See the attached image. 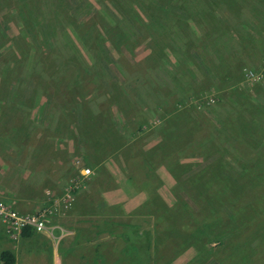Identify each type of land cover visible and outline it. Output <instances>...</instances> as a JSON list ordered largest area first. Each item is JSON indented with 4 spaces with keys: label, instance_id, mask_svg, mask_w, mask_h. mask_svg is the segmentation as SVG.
I'll list each match as a JSON object with an SVG mask.
<instances>
[{
    "label": "rangeland",
    "instance_id": "rangeland-1",
    "mask_svg": "<svg viewBox=\"0 0 264 264\" xmlns=\"http://www.w3.org/2000/svg\"><path fill=\"white\" fill-rule=\"evenodd\" d=\"M166 1L167 0H61L60 2L63 3L64 8L62 10V6H58V8L62 10V13L58 10V14L59 16L62 14L63 16L64 12V16L58 21L57 19L55 20L50 13L44 15V12L48 11V6L44 0H41V5H39L36 0H0V8L5 7L7 13L5 18L0 14V132L10 135L6 141L12 143L10 139L14 140V134L18 132L29 136L30 133L28 132L31 131L32 133L33 128L34 132L36 131L33 121L40 118L46 119V116L53 115V117L67 119L70 123L68 124L65 121L60 123V121L57 120L55 124H47L51 131V142L59 146L65 143L71 144L76 142L78 146V142L76 141V139H78L82 145L81 148L80 146L79 148L83 149L85 152L84 157L87 158L88 161H91L92 157L96 158L98 154L97 150L102 149L101 147L104 144V142L99 139L102 138V133L90 132L87 141V137L82 135L81 128L85 125V120L89 118V110L91 109L93 112L94 110H98L97 104L99 102L95 104V106L94 103L103 99L99 98L98 95L104 94L96 90L98 83L91 78L84 79L79 89L71 84L64 85L65 87L59 86L62 81L61 77H63L59 74V70L62 67V58L66 56L67 53L70 55L73 51L80 62L84 63L87 69H91L92 65L88 63L87 60L89 57L87 51H89V55L92 59L94 58V60L101 61V64H104L102 71L105 72V74L107 69L109 70L108 76L110 75V77H113V75H118L119 78L120 76L124 77V70L130 74L139 73L136 71L137 66V68L143 69L142 73L148 81L159 69H174L176 66L174 64L171 66L167 65V61H170V55L172 52L176 51L178 43L174 41L173 37L170 38L169 32L164 30L165 28L160 27L161 30L155 26L153 17L155 14L162 12V7L159 6V4H164ZM176 1L179 3L178 5L180 8L184 7L185 9V7H190L195 9L196 12H194L192 16H189L190 14L185 12L183 18L189 21L193 29L203 33L210 41V44L206 48L202 50L198 48L197 50L199 51L197 52L199 60H202L203 64L198 61V59L194 58L193 55L191 56L189 48L184 47L182 52L184 51L185 57L183 59L181 58L179 69L180 71L183 70V72L186 71V67L187 69L190 67L193 70H195V68L199 69L202 79L208 80V82H206L208 85L203 87V89H211L201 94L200 98H187V96L191 94V92H189L190 90L186 87L184 88L188 90H182V87H176L174 80L171 78L175 71H169L170 75L165 77L162 85H158V87L161 88L152 95L148 93L149 91H138L139 93H137L129 87H119L118 92L123 93L124 90H127L131 93L130 96L128 95L127 97L129 98V103H132V105H134V103L133 99L130 97H135L137 94H144L143 96L146 97L145 99L148 102L151 101L154 103L153 106L156 104L163 105L165 102L166 105L164 106V110L152 111V114L149 116L153 117L149 122V129L147 128L145 133L141 136L136 137L132 135L133 140L123 138L127 140V142L122 144L123 141H117L119 146L112 150H110L111 147L108 149L105 148L106 153L103 158L105 156L106 158L102 162L111 165L112 169H114L116 165L117 169H122L124 176L129 179L133 177L138 179L149 177L151 179L155 176H160L162 178V175L159 173L157 175L156 169H154L157 165H154L152 158L160 149L166 150L168 146L174 144L172 141L168 140V132H173V130L176 129L175 132L181 134L183 146L182 150H180L181 147H179L177 155H173L172 159L167 162L169 167H167L168 172H166V175L168 178H173L172 180L175 181L173 182L174 184L172 183V188H167L166 194L168 195L167 205L170 206H167V209H172L173 212L177 213V227L173 228L171 226L172 228L170 230L166 229L165 235L162 236L165 240V248H163L164 251L162 253V258L165 259L163 264H205V262L212 264L214 259H221L219 261L226 260L228 263L236 242L239 243L242 240H245L246 244L250 243L251 245L253 240L254 242L260 241L259 245L255 246L256 257L260 254L259 247L262 245V241H264V229L261 227H264V151L262 152V149L259 148V153L255 154L254 150L247 145L248 143H242V148L235 149L234 145L231 144H233V140L236 141V138L233 140L229 138V131L221 124L224 123L225 118L223 121L220 120L223 119L224 115H233L236 119H238V117L227 111L216 114L214 108L219 103V99L220 101L222 100L219 93L221 91L217 90L218 85L224 83H221V79L223 78L226 84H228V73L226 69L229 59L219 60V54L223 57L226 54L237 56V58H234L232 61V66H235L236 70L231 71L232 74H234V79L230 81L236 86L232 84L233 87L231 88L237 91L243 79L246 78L245 71L247 73L248 70H254L260 75V79L255 80L251 77L249 81L255 83V87H259L260 85L263 88L261 89V94H264V34L262 33L260 36H257L256 39H253L254 33L242 26L241 30H238L240 35L242 33V36L234 35L231 37V39L235 37L233 42L237 47V50H233L230 47L233 44L228 42L227 38L228 35H231V32L228 33V35L222 34V41L218 39L222 44L218 43L214 36L216 32H220L222 26L226 27L223 25L221 19L227 15V12L217 10L218 7L225 5L223 0ZM176 1L171 0V2L174 3H176ZM227 1L230 2L231 0ZM56 2H59V0H56ZM231 2L238 10L240 7L239 3L233 0ZM84 4H86V6L83 7L81 11L76 10ZM197 5H201L202 7L203 11L200 13H198L194 7ZM214 11H218V14L222 15V18L217 16L214 18ZM2 18H4V20ZM131 22H133L131 28L126 26L127 23L130 24ZM196 23L199 25V28ZM134 24H137L138 27L135 28ZM233 24H235V22L231 17L229 18V26ZM166 29L169 28L166 27ZM260 29L256 28L252 30L259 32ZM1 30L5 32L1 33ZM81 40L86 42L87 49L84 48V44H82ZM224 42H227V45H225V47L227 46L225 49H228L227 51L224 50ZM260 42L262 43L261 46L259 44ZM69 48L71 50H69ZM152 51H155L157 54L155 53L151 56L150 53ZM91 54H93V56ZM146 57H149V61L144 64L143 62ZM156 58L158 61H156ZM165 59L167 61L163 62V67H154L157 65V62ZM216 59H218L217 62ZM35 61H37L35 63L37 71H39L38 68L40 66L45 70L43 77L40 76V74L34 77L28 74V69L34 66L33 62ZM213 63H216L212 70V73H215V77L213 75L210 77L205 71V68L210 64L213 65ZM119 64L125 69L121 66V68L124 69L122 70ZM232 66L231 68L233 69ZM76 67L77 65L72 67L70 71L68 70L69 73L74 74V69H76ZM46 74L49 77L52 76V79L48 78ZM77 75H84V71H82V74L77 73ZM199 77L200 75L196 76L195 74V79ZM187 78L192 83L193 77L191 79L187 74ZM209 80L211 82H209ZM198 81L197 79V82ZM107 82H109V78H107ZM179 83L181 86L185 84L184 81H180ZM23 85L30 89L38 88L40 90H38L34 96L32 95L33 98L30 97V100L24 104V97L19 100L16 95L18 92L16 89L17 86L22 87ZM43 86H47L46 88L48 89L46 92L43 91ZM12 87L15 89L12 90ZM57 87L60 88L57 90ZM112 88H114V86ZM200 90L201 89L198 91ZM104 91L108 94L111 93V86H105ZM86 103H89L90 107L85 106ZM256 103L262 110L258 108L257 115L259 120H255V122L262 125V120H264V97L261 98L258 96ZM115 104V100H111L108 113L111 116L116 115L119 117L120 114L117 112L118 106ZM53 112L54 114H52ZM176 113L178 118H180L173 123L176 124V128H173L171 125L172 128L169 127L165 129V120H163V117L167 115V118L172 117L174 119L173 115ZM190 121L193 122V124H189ZM215 123H217L221 129L226 130L218 134L217 143L219 146L215 142L217 145L214 144L213 150L215 151L221 146L220 151H223L224 155L237 157L238 160L235 161L236 164L231 163L229 160L227 161L226 158L217 154L208 160L212 155L204 153L209 151H205L204 147L198 142V135L200 131H204L203 127L206 124L213 126ZM79 125L83 126L80 127ZM120 125L124 132L122 135L129 137L132 134L131 130L128 129L127 132L126 125H122V123H120ZM111 131L113 135L117 136V134H115V127ZM248 132L252 134L253 139L258 144L256 148L262 147L264 137L261 141L250 130ZM237 137L242 138V134L237 135ZM22 142H26V139ZM167 142H170V144H167ZM15 143L17 145L21 144L16 141ZM153 149L155 151H153ZM181 158L182 160H180ZM84 160V158H78L76 162L80 161L79 165L87 166L84 164ZM222 160L226 162L222 163ZM213 161H215L217 165L214 163V167L209 166ZM12 162H14V160H12ZM131 162L135 164L138 162L142 163L136 169L137 171H127L125 165ZM218 163H222L221 166H218ZM218 167L219 169L222 168L224 172L225 170H230L228 171L229 176H234L230 178L222 173L221 176L223 179H217L219 180L218 184L221 186L216 185L212 187L213 190L209 194L211 202L215 200L217 191H222V195H225L224 199L229 198L230 200L229 203L221 208L220 214H218V212L212 216V218L221 217L226 220L225 226H213V230L210 233L212 235L211 238L217 235H223V242L212 239L204 242V244H198L196 250L193 245L189 246L185 241L184 237L186 235L182 232V227L178 220L180 218L179 213L182 211V215L184 214V210L188 207L187 202L190 198V202L201 200L200 197L198 198L194 194L195 192L193 189L195 186L192 184V180L203 174L204 169H217ZM229 167H231L233 171L228 169ZM151 169H153L154 172ZM103 173L110 174V172L106 170L102 172V174ZM230 186L231 188L228 189ZM185 190L188 192L189 196L185 195ZM52 194H54V192H52ZM0 200L5 201L3 198H0ZM5 202L8 201L6 200ZM8 203L13 204L15 208L18 209L15 202ZM150 205L151 210H153L155 204L151 203ZM231 205H233L232 212L230 210ZM203 206H205V204ZM203 206L196 211L195 219L192 224H190L191 220L188 221L187 227H184L183 230H186V232L187 230L191 231L195 229V227H198V225L200 226L202 223H207V220L211 222V214L207 213ZM218 208L219 206L217 209ZM173 222L172 220L171 223ZM234 222L237 227L236 229L233 228ZM67 234H69V232ZM181 238L183 239V244L179 245ZM246 244L241 242L240 245L246 246ZM77 248L78 247L73 246L74 250H77ZM247 248H249V246ZM245 252L246 248L236 251V254L233 256H236L234 259L236 264H240V262H244V264L251 263L250 256L249 258H243L246 256ZM158 253V248L151 251V264H155V262L152 263V260L159 255ZM68 254H71L70 251H65L63 253L64 256ZM96 259L97 261H93L94 264H109L105 259V254L99 249H97Z\"/></svg>",
    "mask_w": 264,
    "mask_h": 264
},
{
    "label": "crops",
    "instance_id": "crops-1",
    "mask_svg": "<svg viewBox=\"0 0 264 264\" xmlns=\"http://www.w3.org/2000/svg\"><path fill=\"white\" fill-rule=\"evenodd\" d=\"M195 70L197 72V68ZM200 73L198 69L196 76L201 77ZM245 77L246 81L243 79L237 93L230 92L233 89L231 87L236 86L234 83H229L219 92L222 100L219 99L214 112L219 114L227 111L236 115L238 119L233 115H224L220 120L223 121L225 118L221 124L229 131V138L232 140L236 138L231 145L238 149L242 148V143H248L255 154H258L259 148L264 151V143L262 147L256 148L258 144L248 131L263 140L264 120L262 125L255 122L259 120L258 108L262 110L256 101L258 96L264 97V94H261L263 88L260 85L255 87V83L250 82L246 76V71ZM165 105L166 102L161 105V110L165 109ZM167 117L165 115L163 118L165 122L169 119ZM122 118L120 117L118 121L126 125ZM57 120L60 123L63 121L70 123L67 119L53 115L46 116V119H37L33 121L36 131L34 132L33 128L32 133L28 132L29 136L19 132L14 134L13 139L20 142V145L12 139H10L12 143H8L6 140L10 135L0 132V198L15 202L16 207L22 212H33L49 201V193L61 195L70 179L79 174L76 164L78 158H84V164L90 166L94 174L78 193L68 212L61 215L62 217L56 216L53 220L56 225L69 232L67 235L60 229H55L54 236H50L30 228L24 230L20 238L15 240L7 234L0 220V264H7L6 258L11 260L9 264H94L93 261H97V249L105 254L109 264H151V250L154 251L156 248L159 255L153 258L152 263L163 264L165 240L162 236L165 235V227L160 221L165 217H155L151 211L157 212L162 208L163 210L158 213H165L164 210L169 206L166 192L167 188H172L175 180L166 175L169 167L167 162L173 155H177L179 147L182 150L181 134L175 132V129L174 137L168 136V140L174 143L168 152L170 159H167L166 151L162 149L153 155L152 162L157 165L154 169L162 178L158 176V179L154 177L129 179L116 165L112 169L111 165L102 162L106 156L101 157L98 151L97 157H92L91 161H88L84 157L85 152L80 149L82 145L78 139H76L78 146L76 142L60 146L52 143L48 125L55 124ZM84 124L86 126V120ZM189 124L193 122L190 121ZM215 126L220 128L217 123ZM172 127L176 128V124H172ZM211 127L210 124H206L203 127L204 131H200L198 135V142L205 151L207 148L203 140ZM168 133L173 135L172 132ZM239 134H242V138L237 137ZM24 139L26 142H22ZM126 139L133 140V137L129 136ZM141 163L131 162L125 165L126 170L136 171ZM105 170L110 174H102ZM151 203L155 204L153 210L150 207ZM182 241L181 238L179 245ZM73 246L78 247L77 250H74ZM65 251H70L71 254L64 256Z\"/></svg>",
    "mask_w": 264,
    "mask_h": 264
},
{
    "label": "trees",
    "instance_id": "trees-1",
    "mask_svg": "<svg viewBox=\"0 0 264 264\" xmlns=\"http://www.w3.org/2000/svg\"><path fill=\"white\" fill-rule=\"evenodd\" d=\"M60 1L61 0H59V2H56V0H44L46 5L48 6V11L44 12V15L45 14L48 15L50 13V15H52L55 18V20L57 19L59 21V19L64 16V12H63V16H62V14H61V16H59V14H58V10H60V12L62 13V10L64 8L63 3ZM231 1L229 2L227 0H223L225 5L220 6L217 9L218 11L223 10V11L227 12V15L225 17H223V19H221L223 25H225L226 27L222 26L220 29V32H216L214 36L217 39L218 43H220L219 40L222 41V39H221L222 34L228 35V33L231 32V35L230 36L228 35V37H227L228 42L233 44L230 46L231 49L237 50L236 44H234V42H233L235 37L233 39H231V37L234 35L242 36V33L240 35V32H238V30H241L242 26L244 28H247L250 32L254 33L253 39H256L257 36H260V34H262V33L264 34V30H263L264 29V0H233V1H237L240 5L238 10L233 6ZM36 2L39 3V5H41V0H36ZM86 4L82 5L79 9H76V10L81 11L82 8L86 6ZM178 4L179 3L177 1H176V3H174V2H171V0H167L164 4H159V6L162 7V12L157 13L153 16L155 26H157L158 29L165 28L164 30L169 32L170 38L173 37L174 41L178 43V47H176V51L171 53L170 61H167L166 59L161 60L160 62H157V65L154 66V67L159 66V68H161V67H163V62L167 61V65L171 66L174 64L176 67H174V69L170 68L169 70H166L164 68L166 71L164 69H161L162 71L159 69L153 77L149 78L150 82L145 79V77L142 73L143 69L137 68V66H136V71L139 73L130 74L129 72L124 70L125 68L121 64H119L120 68H121V66L124 68V69L121 68L122 70L125 71L124 77L120 76V78H119L118 75H116V76L113 75V77H110V75L108 76L109 70L107 69V72L105 74V72L102 71V67L104 66V64H101V61L94 60V58L92 59L89 55L90 54L89 51H87V50L86 51L88 52V56H89L87 58V60H88V63H90L92 65L91 69H87L86 65H84V63L80 62V60L75 56L73 51L71 52L70 55H68V53H67L66 56H64L62 58V60H63L61 62L62 67L59 70V74L63 77H61L62 81L59 84V86H64V85L66 86L68 84H71V85H74L75 87H77L79 89L81 86V83L83 82L84 79L91 78L95 82L98 83L96 90L99 93L104 94V95L99 94L98 95L99 98H103V99L94 103V106H95V104H97L99 102L97 104L98 110L97 111L94 110V112L91 109L89 110V118L87 116L88 120H86V126L79 125L80 127L83 126L81 128L82 129V135L84 137H87V141H88V138H89L88 135H90V132L94 131L97 133L98 132L102 133V138H99V139L102 140L104 142V144L101 147L102 149L97 150L101 157H103L104 154L106 153L105 148L108 149L111 147L110 150H112L113 148L118 147L119 145L117 144V141H120V142L123 141L122 144L127 142V140H124L126 137L124 135H122V133H124V132H122V130L120 128L121 125L118 122V119L120 117H123L122 120H124L126 123V131L128 132V129L131 130L132 134L130 136L140 135V134L145 133V130L147 128L149 129V127H148V126H150L149 122L153 118L152 116L149 117L152 114V111L153 110H157V111L161 110V104H156L153 106L154 103L151 101L148 102L145 99L146 97L143 96L144 94H141V95L137 94L135 97L131 96L130 98L133 99L134 105H132V103L130 104L129 98L127 96L128 95L130 96L131 93L128 92L127 90H124L123 93L118 92L119 87H124V86L126 88L129 87L130 89L136 91L137 93H139L138 91H142V92L143 91H146V92L149 91L148 93H150L152 95V94H155L154 92L158 91L161 88V87H158V85H162V82L165 79V77L170 75L169 71H171V72L175 71V73L173 74V76L171 78L174 80V84H176L175 85L176 87H178V88L182 87V90L186 89V88H188L190 90L189 92H191V94H190V96H187V98H191V97L200 98L201 94H203L206 90L211 89V88H204L203 89V87L208 85V84H206V82H208V80L199 79L202 81L197 82L198 78L195 79V74L198 72V69H197V72L195 70L191 69L190 67H188V69L186 67V71H184V72H183V70L180 71V69H179V66L181 65L180 64L181 58L183 59L185 57L184 51L182 52L184 47L189 48V52L191 53V56L193 55L194 58L198 59V61H200L203 64V61L199 60V56L197 55V52H199V51H197V50H198V48H200V50H202L203 48H206L210 44V41L208 40L207 37H205V35L203 33H200L198 30L193 29V27L189 23V21H187L183 18L185 16V12L189 13L190 14L189 16H192L194 14V12H196L195 9H192L190 7H187V8L185 7V9H184V7L180 8V6ZM35 5H37V4H35ZM58 6H62L61 7L62 10L60 8H58ZM194 7L196 8L198 13L203 11L201 5H197ZM218 11L213 12L214 18L216 16L219 18L220 17L222 18V15H219ZM0 14H2V16L5 18L6 14H7L5 7L0 8ZM231 17L234 20L235 24L229 26V18H231ZM4 18H2V19L4 20ZM31 22H33V21H31ZM132 23L133 22H131L130 24L127 23L126 26L131 28ZM259 24H261V25H259ZM134 25H135V28L138 27L137 24H134ZM196 25L199 28V25L197 23H196ZM200 26H201V24H200ZM253 26H255V27H253ZM166 27L169 29H166ZM250 27H251V29H250ZM260 27H261V29H260ZM256 28L260 29V31L255 32L252 30V29H256ZM2 32L4 33L5 31L1 30V33ZM152 36H153V33H152ZM81 42H82V44H84L83 45L84 48L87 49V46L85 44L86 42L84 40H81ZM220 44H222V43H220ZM259 44H260V46L262 45L261 42ZM225 45H227V42L223 43L224 50L227 47V46L225 47ZM263 45H264V39H263ZM69 50H71V49L69 48ZM227 50H225V51H227ZM155 53H156L155 51H152L150 53V55L153 56ZM91 55L93 56V54H91ZM157 58H156V61H158ZM218 58H220L219 60L229 59L227 69H226V72L228 73L227 81L229 84V83H231L230 81H232L234 79V74H232L231 71L236 70L235 66H232V61L234 60V58H237V56H231V55L226 54L223 57L221 54H219ZM188 59H189V57H188ZM37 61L33 62L34 66H32L30 69H28V74H30L33 77L40 74V76L43 77L45 70L43 69L42 66H40L38 68L39 71H37V66L35 64ZM147 61H149V57H146L144 59L143 63L145 64ZM217 61H218V59H216V62ZM223 63H224V61H223ZM215 64L216 63H213V65L210 64V65L206 66V68H205V71L207 72L208 75H210V77H211V75H213L215 77V73H212V70L215 67ZM75 65H77L76 69H74L75 73L74 74L69 73L70 69L72 67H74ZM231 66L233 67V69L231 68ZM82 71H84V75L78 76L77 73L82 74ZM111 72H112V69H111ZM187 74L191 77V79L193 77L192 83H191V81L188 80ZM47 77L52 79V76L49 77L47 75ZM141 77H142V79H141ZM107 78H109V82H107ZM142 81H143V83H142ZM180 81H184L185 84L181 86L179 83ZM209 82H211V81L209 80ZM222 82H224L226 84V81L223 78L221 79V83ZM62 83H63V85H62ZM153 83H155L156 85ZM224 83L221 85H218L217 90L222 91L223 89H225L226 88L225 86H227L228 84L225 85ZM109 85L111 86L112 91H111V93L108 94L104 91V87L109 86ZM113 86H114V88H112ZM43 87H44L43 91L46 92L48 89V88H46L47 86L46 87L43 86ZM184 87H186V88H184ZM59 88L60 87H57V90ZM14 89L12 87V90H14ZM16 89L18 91L16 94L18 96V99L20 100V98L24 97L23 98L24 99L23 104L25 102L29 101L30 97H32V95L34 96V94L39 90L38 88L37 89H30L29 87H27L25 85H23L22 87L17 86ZM188 89H186V90H188ZM199 89H201V90L198 91ZM230 92L232 94L237 93V91H235L234 89H231ZM111 100H115V103H116L115 105L118 106L117 112H118V114H120L119 117H117L116 115L111 116L108 113V108L110 106ZM89 105H90L89 103L85 104V106H89ZM131 105H132V108H131ZM173 117H174V119L172 117H170L169 119L166 120L165 129L171 127V125L175 121L180 119V118H178L177 113L174 114ZM114 127H115V131H116L115 134H118L119 136H114L112 134L111 130ZM209 131L210 132L206 135V137L203 140L204 146L207 148V150L209 152H213L212 156L208 160H210L215 154H217V155L222 156L223 158H226L227 161L229 160L231 163L236 164L235 161L238 160L237 157L236 156L231 157L230 155H224L223 153H221L222 152V151H220L221 146L218 147L215 151L213 150L214 146H215L214 144H216L217 140H218L217 137H219L218 134L223 132V129L219 128L218 126L213 125L209 129ZM172 133H173V135H168V136L174 137V130ZM122 136H124V137H122ZM90 139H91V137H90ZM168 144H170V142H168ZM181 144L183 146V141L181 142ZM173 146H174V144L168 146L167 149L165 150L166 154H167V159L171 158V156L168 152H169V149H171V147H173ZM218 146H219V144H218ZM215 161L210 163L209 166L214 167L213 164L215 163ZM224 162H226V161L222 160V163H224ZM222 163H218L219 164L218 166H221ZM215 165H217V163H215ZM228 169H231L233 171V169L231 167H229ZM151 170L154 172L153 169H151ZM228 171H230V170H225V172H224V170L222 168L219 169V167L217 169H211V168L204 169L203 174L199 175L198 177H196L192 180L193 181L192 184L195 186L193 189L195 192L194 194L198 198L200 197L201 200L196 201V202H194V201L190 202L191 201V198H190L189 201L187 200L188 201L187 202L188 207L184 210V214L182 215V211H180V213L178 212L179 217H180L178 220H179L180 225L182 227V232L186 235L184 237L185 241L189 244V246L193 245L196 250H197L198 244H204V242L210 241L212 239H216L218 241L223 242V238H224L223 235H217L214 238H211L212 235L210 233L213 230V226H216V227L217 226H223V225L225 226L226 220H224L221 217L212 218V216L217 214L218 212H219L218 214H220V212L222 210L221 208L225 204L229 203L230 200H229V198L224 199L225 195H222V191H217V196H216L215 200L211 202V200L209 199V194L213 190L212 187H215L216 185L221 186L218 184L219 180H217V179H223V177L221 176L222 173L226 174V177H230V178L234 177V176H229ZM154 179H158V176H155ZM230 188H231V186L228 187V189H230ZM185 195L189 196V194L186 190H185ZM204 204H205V206H203ZM201 206H203V208L207 211V213L211 214V216H210L211 222H209L207 220V223H202V224H200V226L198 225V227H195V229H192L191 231L187 230V232H186V230H183V228L187 227V222L190 220H191L190 224H192L193 220L195 219L196 211L198 209H200ZM218 206H219V208L217 209ZM232 207H233V205H231V207H230L231 212H232ZM162 210L163 209L160 208L159 211H157V212L151 211V213L155 217L156 216L160 217V218L162 216L165 217V219L163 221H160L161 224H164L165 232H166V229L170 230L172 227L173 228L177 227V224H176L177 213L173 212L172 209L164 210V211H166L165 213H158ZM172 220L174 221L173 223H171ZM214 223H216V224H214ZM261 227L264 229L263 226H261ZM233 228H235V229L237 228L235 222L233 224ZM28 229H30V228H27L25 230H28ZM23 232H24V230L21 231L20 235L23 234ZM241 242H244V244H246L245 240H242L239 243L236 242L235 248L232 251V255L229 257L228 263L226 262V260H222L223 262L219 261L221 259H219V260L214 259L215 261L213 260V263L214 264H226V263L227 264H236L234 262V259L236 256L233 257L236 254V251H238L240 249L243 250L246 248V252H245L246 256H244L243 258H245V257L249 258V256H250L251 257V259H250L251 263L250 264H264V241H262V245L259 247L260 254H258L256 257H255V254H256V247L255 246L259 245L260 241L254 242V240H253L252 245L250 243H247L246 246L240 245ZM181 244H183V241ZM248 246H249V248H247ZM152 254H153V252H152ZM258 256H259V258H258ZM6 260H7L6 261L7 264H9L11 262V260H9L8 258H6ZM205 264H208V263L205 262ZM240 264H244V262H240ZM245 264H248V263H245Z\"/></svg>",
    "mask_w": 264,
    "mask_h": 264
},
{
    "label": "built area",
    "instance_id": "built-area-1",
    "mask_svg": "<svg viewBox=\"0 0 264 264\" xmlns=\"http://www.w3.org/2000/svg\"><path fill=\"white\" fill-rule=\"evenodd\" d=\"M246 76L260 79V75L254 70H248ZM79 174L70 179L61 195L49 194V202L37 209L35 212H22L13 204L0 200V220L4 224L7 234L12 239H19L20 232L27 228H34L38 232L54 236V230L60 229L65 235L68 233L61 226L56 225L53 220L58 215H65L74 204L78 193L85 187L86 182L94 174L90 166L79 165L76 162Z\"/></svg>",
    "mask_w": 264,
    "mask_h": 264
},
{
    "label": "bare ground",
    "instance_id": "bare-ground-1",
    "mask_svg": "<svg viewBox=\"0 0 264 264\" xmlns=\"http://www.w3.org/2000/svg\"><path fill=\"white\" fill-rule=\"evenodd\" d=\"M21 233V232H20Z\"/></svg>",
    "mask_w": 264,
    "mask_h": 264
}]
</instances>
